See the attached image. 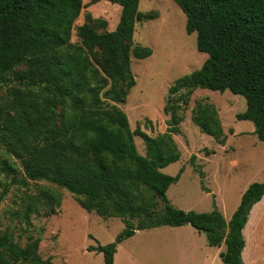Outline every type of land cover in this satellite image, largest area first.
<instances>
[{
	"label": "trees",
	"instance_id": "16d2710c",
	"mask_svg": "<svg viewBox=\"0 0 264 264\" xmlns=\"http://www.w3.org/2000/svg\"><path fill=\"white\" fill-rule=\"evenodd\" d=\"M100 1L0 0V203L15 185L29 189L30 182H46L74 195L87 212L120 219L125 229L115 242L89 248L103 254L105 264H114L118 246L139 231L186 225L204 233L210 247L225 245L223 264H245L243 231L264 198V181L249 186L227 222L216 206L210 213L174 208L167 193L183 172L169 176L162 170L181 159L174 136L185 119L182 106L199 89L244 97L247 109L236 117L252 122L264 143V0H173L208 58L170 89L181 104L165 107L169 129L156 137L133 132L119 105L136 86L132 58L153 54L134 46L136 25L158 16L140 12V0H106L122 8L117 28L106 31V21L88 14L74 43L76 21ZM194 123L225 145L214 105L199 104ZM136 136L145 143V156ZM60 206L61 195L42 187L26 194L23 218L51 216ZM41 242L38 237L23 247L0 233V264H53L40 256Z\"/></svg>",
	"mask_w": 264,
	"mask_h": 264
},
{
	"label": "rangeland",
	"instance_id": "374dc122",
	"mask_svg": "<svg viewBox=\"0 0 264 264\" xmlns=\"http://www.w3.org/2000/svg\"><path fill=\"white\" fill-rule=\"evenodd\" d=\"M91 2L84 0L86 5ZM121 11L120 5L106 0L89 6L74 25L72 41H79L77 29L86 23V15L106 21L105 30L114 31ZM139 11L158 16L154 21L137 23L134 35V46L151 48L153 54L145 60L132 58L136 86L119 108L128 116L133 132L139 128L156 137L169 129L171 116L165 113V107L181 104L179 96H170V89L178 80L200 70L208 56L198 51L197 35L187 33V17L173 0H140ZM199 104H212L218 110L227 136L224 146L194 123V110ZM182 107L185 119L180 125L181 133L174 136L181 159L162 172L169 176L183 173L180 181L170 187L168 199L174 208L185 212L210 213L216 206L228 222L246 189L264 181V143L255 135L252 122L236 117L247 109L242 96L199 89L190 104ZM135 142L138 152L145 156L143 139L136 136ZM29 187L15 185L0 203V233H8L23 247L40 237V256L53 264H105L103 254L90 252L89 248L115 242L125 229L122 221L105 220L85 211L74 195L49 183L30 182ZM42 187L59 193L61 206L51 216H31L25 221L23 199ZM243 235L244 263L264 264V201L252 210ZM255 244L258 248H254ZM219 249L224 252L226 247ZM217 251L209 246L204 233L190 226L160 227L139 231L121 243L114 264H223Z\"/></svg>",
	"mask_w": 264,
	"mask_h": 264
},
{
	"label": "crops",
	"instance_id": "0c3cea01",
	"mask_svg": "<svg viewBox=\"0 0 264 264\" xmlns=\"http://www.w3.org/2000/svg\"><path fill=\"white\" fill-rule=\"evenodd\" d=\"M246 190H247V189H246ZM246 190H245V191H246ZM263 201H264V198H263L262 201H261L260 203H258L254 208H257L258 206H260V205L263 203ZM254 208H253V209H254ZM253 209H252V210H253ZM251 212H252V211H251ZM188 226H190V225H186V226L178 227V228H179V229H183V228L188 227ZM190 227H191V226H190ZM192 228H193V227H192ZM193 229H194V228H193ZM196 231H197V230H196ZM197 232H198V231H197ZM198 233H199V232H198ZM216 248H217V250H218L217 253H216V256H219V257H220V253H221L222 251H220V249H219L218 247H216ZM254 248H258V247H257V244L254 245ZM242 257H243V259H244V253H243V256H242Z\"/></svg>",
	"mask_w": 264,
	"mask_h": 264
}]
</instances>
